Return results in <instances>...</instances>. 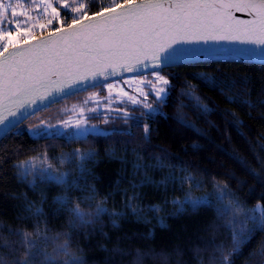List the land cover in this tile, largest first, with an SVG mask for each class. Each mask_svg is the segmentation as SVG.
Returning a JSON list of instances; mask_svg holds the SVG:
<instances>
[{
    "label": "trees",
    "instance_id": "trees-1",
    "mask_svg": "<svg viewBox=\"0 0 264 264\" xmlns=\"http://www.w3.org/2000/svg\"><path fill=\"white\" fill-rule=\"evenodd\" d=\"M77 2L96 4L84 19L103 11L101 4L111 9L124 0H72L73 4ZM28 3L35 5L34 0ZM43 14L37 19L34 9L32 20L38 24L19 44L52 32L51 27H39L52 15ZM71 23L67 20V25ZM55 27L65 26L58 20ZM3 28L7 31L6 22ZM23 28L25 31L12 33L14 40L24 36L27 28ZM126 71L48 101L16 129L0 136V240L19 246L20 237L15 233H37L34 243L51 253L55 243L64 242L67 233L69 254L81 257L83 264H218L222 259L218 248L224 246V255L231 251L232 233L224 227L228 217L219 218L213 206H219L213 184L221 189L227 185L228 193L244 205L246 212L257 204L264 205V165L257 162V157L264 158V104L259 103L264 100V63L224 58L172 61L158 70L170 81L164 85L167 92L163 102L156 91L144 86L145 102L115 101L112 110L89 115L96 117L89 121L103 129L100 133L79 138L62 134L72 129L58 131L55 136H36L28 131L41 122L56 127L71 115L75 105L93 95L104 98L108 85L124 78ZM201 74L215 76L221 85L235 82L236 87H224L222 95L219 89L206 86ZM134 79L153 85V69L140 72ZM235 94L255 107L226 100V96ZM150 107L157 111L150 113ZM126 116L134 119L126 120ZM145 125L151 128L147 142L143 139ZM77 148L97 153L93 162L85 165L84 176L75 161L62 162ZM45 154L51 158L54 171L67 173V185L71 187L41 177L35 178L33 186L31 175L27 180L17 179L14 165L28 162L46 168ZM189 175L194 180L182 183ZM64 195L70 198L67 207H61L56 199ZM204 195L209 196L212 205L193 210L185 204V211L176 214L178 205L173 201ZM77 202L85 213L95 212L97 204L103 202L107 212L81 227L72 222L69 210ZM223 205H229L227 197ZM154 206L162 210L153 211ZM157 218L164 219L166 226L161 227ZM248 227L253 225L249 223ZM57 234L59 240L46 246L45 238ZM262 242L264 231L255 232L233 257V264H260V257H250ZM0 253L5 260L12 259L3 246Z\"/></svg>",
    "mask_w": 264,
    "mask_h": 264
},
{
    "label": "snow or ice",
    "instance_id": "snow-or-ice-1",
    "mask_svg": "<svg viewBox=\"0 0 264 264\" xmlns=\"http://www.w3.org/2000/svg\"><path fill=\"white\" fill-rule=\"evenodd\" d=\"M115 2V0H114ZM167 4V6H165ZM32 7L28 0H0V97H18L16 110L6 109L0 111V129L9 132L16 129L22 120L27 119L29 115H35L39 110L38 105H46L48 98L53 95L49 91V78L61 73L66 74V79L60 81L59 86L55 88V93L59 94L65 90L78 88L82 83L89 81V78L95 79L98 76L105 75V70L99 68V64L104 60H109L105 67H112L113 57H125L135 55L137 63H141L139 57L151 60V67L154 72L162 71L170 61L194 56L197 53L208 55L217 54L213 48L184 47V45H198L201 41L207 44L215 40L238 41L240 44L248 47L230 49L229 51L241 56L253 53H264V0H124L116 9L99 7L103 11H95V19L83 21L82 17L96 7L93 3L86 6L79 2L73 4L72 0H61L53 4L44 0L42 6L44 13L50 8L51 18L47 24H40L44 29L51 27L53 35L44 37L37 41L36 46L29 45L31 51L25 53L22 46H18L24 36H18L16 41H10L12 33L25 31L23 25L29 23L30 13H17L18 7ZM41 4H36L37 19L43 13L40 11ZM231 9L237 11H248L253 19L241 21L235 18ZM11 13V19L8 14ZM23 16L24 19H20ZM71 20V25H67V20ZM61 21L67 31H61L55 27L57 21ZM7 23V31L3 24ZM34 31V27L32 28ZM59 34L58 36L56 34ZM167 36V39L164 37ZM49 44L52 47H49ZM93 61L96 62L93 67ZM85 68V73L80 72V68ZM75 68V71L73 69ZM202 75L206 86L219 89L224 94V87L229 90L236 87L235 82L228 85H221L215 76ZM157 80L164 85H169L170 81L157 74ZM90 82V81H89ZM51 83H56L52 81ZM111 87V86H109ZM155 87V86H154ZM44 89L43 92L40 89ZM167 89L160 88L157 91V97L163 102ZM229 102H241L249 108L255 107L250 100H240L239 94L226 96ZM135 102V101H134ZM264 104V100L259 101ZM37 105V107H33ZM203 108L207 110V105ZM91 111L95 112V109ZM150 113L157 109H149ZM96 117H88L95 119ZM128 119H134L127 117ZM87 120L83 123L78 120L72 126L73 130L63 135H69L79 138H87L90 135L97 134L103 129L95 125L85 126ZM68 127V122H65ZM139 126V121H136ZM32 135L39 136L42 133H48L53 136L59 134L56 127L50 124L45 125L41 122L36 127L29 128ZM151 128L149 125L144 127L143 139L147 142L150 136ZM261 147H264L262 145ZM63 155V154H62ZM97 153L87 150L82 151L77 148L73 152L63 157V163L68 164L75 161L77 170L81 176L86 175L85 165L93 162V157ZM157 160L163 157H157ZM257 162L264 165V158L257 157ZM46 168H36L34 165L25 162L14 165L17 169V179L27 180L28 176L34 179L30 183L35 186V178L41 177L54 182L57 185H67V173H60L53 170L51 158L45 154ZM139 171L140 165L136 166ZM194 178L189 175L181 182L193 181ZM162 183V182H161ZM71 187V185H67ZM193 186H199L193 184ZM227 185L223 189H216V196L219 206L216 207L219 218L227 216V222L224 227L232 233L231 251L224 255V246H219L218 251L222 259L218 264H233V257L239 254L242 245L246 244L257 231H264V205L257 204L251 210L245 211L244 205L232 198L227 191ZM90 191L95 193L94 189ZM228 198L229 205H223V200ZM94 198V195H93ZM61 207H67L70 198L67 195L56 198ZM129 198V207L131 206ZM178 205L177 215L185 211V204L193 210L200 207L212 205L208 195L197 198H188L184 200L173 201ZM70 212L73 217V223L81 227H87L100 216L107 212L103 202L97 204L95 212L85 213L77 202L71 207ZM153 211H161L159 206H154ZM36 211H42L37 209ZM133 209V212H136ZM119 215V214H115ZM161 227H165V221L157 218ZM253 225L252 228L248 224ZM116 225V221H113ZM39 228H37V232ZM20 237L19 246L8 244L0 240V246L7 249L8 255L12 258L5 260L4 254L0 253V264H83V259L70 255L68 234L65 233L63 243H55L59 240L60 234L53 238H45V245L50 242L55 243L51 253H47L46 247L40 248L34 240L37 239V233L17 232ZM22 255H17L21 253ZM66 257V259H61ZM260 257V264H264V242L259 245L258 251L251 254V257ZM215 254L212 259L215 260Z\"/></svg>",
    "mask_w": 264,
    "mask_h": 264
},
{
    "label": "water",
    "instance_id": "water-1",
    "mask_svg": "<svg viewBox=\"0 0 264 264\" xmlns=\"http://www.w3.org/2000/svg\"><path fill=\"white\" fill-rule=\"evenodd\" d=\"M136 2V1H134ZM165 6H167V4H165ZM118 8V6H115L111 9H116ZM232 15L241 20V21H248L253 19V16L248 12V11H237L236 9H231L230 10ZM89 19H95L94 15L89 16L87 18L82 19L83 21H87ZM71 25V24H70ZM68 25V26H70ZM61 31H67V27H63L60 28ZM49 35H53V31L36 37V38H32L29 39L23 43L18 44V46H22L25 53L31 51V49L29 48V45L32 46H36L37 41L43 39L44 37H47ZM57 36L59 35L58 33L56 34ZM164 39H167V36L164 37ZM49 47L51 48L52 45L49 44ZM184 47H200V48H213L217 50V54H213V55H208V54H204V53H197L194 56L191 57H187V58H181V59H177L175 61H179V60H184V59H207V58H224V59H241V60H248V61H254V62H259V63H264V53H253V54H249V55H244L241 56L239 54H236L234 52L229 51L230 49H238V48H243V47H248V45H243L240 44L238 41H231V40H215V41H209L207 44H205L203 41H201L198 45L193 44V45H184ZM141 63H137V59L135 55L132 56H125V57H113L111 58V63L114 64V69L112 67H105L108 63L109 60H104L103 62H101L99 64V68L100 69H104L105 70V75L102 76H98L95 79L89 78V81H86L84 83L81 84V86L87 85L91 82L97 81L99 79H102L104 77H108L110 75L131 69V68H135L137 66H141V65H145V64H151V60L150 59H145L144 56H140L139 57ZM172 62V61H170ZM96 62L93 61V67H95ZM73 71H75V68L73 69ZM80 72L81 73H85V68L81 67L80 68ZM66 74L61 73L58 76L57 75H53L49 78V83H50V88L49 91L53 92V95H51L48 98V101L59 97L60 95H63L69 91H72L74 89H77L76 87L72 88L71 90H65V92L62 93H55V88L57 86H59L60 81L66 79ZM52 81H55L56 83H51ZM79 86V87H81ZM78 87V88H79ZM41 92L44 91V89H40ZM18 97H8L7 95L0 97V111H5L6 109H12V110H16V104L18 102ZM47 101V102H48ZM41 105H38V107H40ZM33 107H37V105H34ZM5 114L6 111H5ZM4 133V131L2 129H0V136Z\"/></svg>",
    "mask_w": 264,
    "mask_h": 264
},
{
    "label": "rangeland",
    "instance_id": "rangeland-1",
    "mask_svg": "<svg viewBox=\"0 0 264 264\" xmlns=\"http://www.w3.org/2000/svg\"><path fill=\"white\" fill-rule=\"evenodd\" d=\"M34 1H35V5L32 8L26 6L18 7L16 9L17 13L19 14L21 12H24V13L33 14L34 9H36V4H41L40 11L41 13H44L42 6L44 0H34ZM46 2L53 3L52 0H46ZM46 13L52 14L51 9L49 8ZM32 14L31 16L28 17L29 23L23 25V27L27 28L26 33L24 34V39H28V37L30 36L29 33L31 32V29L33 27L35 28V26L38 24V23L35 24V20H32L33 18ZM42 15L44 16L45 14ZM9 40L15 41L17 39L14 40V38L11 36L9 37ZM151 69H152L151 64H145V65L137 66L135 68L128 69V71H126V75L124 78H120L116 82H113L111 87H109L108 85L107 93L104 98L99 97L97 95H93L89 97L85 101V103L75 105L71 110L72 111L71 115L63 123L56 126L57 131L64 132L66 129L73 130L72 126L75 125L78 120H80L82 123L85 120H87V124L85 126L94 125L91 124L88 119L89 115L93 113V111L91 110L95 109L96 110L95 112H99L104 109L110 111L113 109V104L115 101L125 100L132 102L135 101V103L145 102L144 86H150L153 91H156V93L160 88H164V84L161 81L157 80L158 72L153 71L155 78L153 85L146 83L145 80H141V81L138 80L139 81L138 82L137 80L134 79L138 76L140 72H145ZM65 122H68V127L64 126Z\"/></svg>",
    "mask_w": 264,
    "mask_h": 264
},
{
    "label": "bare ground",
    "instance_id": "bare-ground-1",
    "mask_svg": "<svg viewBox=\"0 0 264 264\" xmlns=\"http://www.w3.org/2000/svg\"><path fill=\"white\" fill-rule=\"evenodd\" d=\"M89 17V16H88Z\"/></svg>",
    "mask_w": 264,
    "mask_h": 264
}]
</instances>
